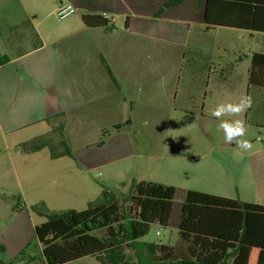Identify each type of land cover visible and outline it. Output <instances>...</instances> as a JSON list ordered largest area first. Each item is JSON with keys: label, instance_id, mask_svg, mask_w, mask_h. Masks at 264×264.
I'll return each mask as SVG.
<instances>
[{"label": "crops", "instance_id": "obj_1", "mask_svg": "<svg viewBox=\"0 0 264 264\" xmlns=\"http://www.w3.org/2000/svg\"><path fill=\"white\" fill-rule=\"evenodd\" d=\"M15 1L0 4L3 141L25 145L43 133L32 130L57 122L71 153L60 158H72L87 174L126 163L121 170L130 174L132 189L148 182L137 175L145 168L141 160L159 159L169 176L182 179L175 198L178 193L184 200L193 190L264 206V143L258 140L260 148L252 144V150L237 154L234 144L224 142L210 115L217 104L206 103L210 73L196 74L197 54L185 51L191 28L205 26V0H183L162 11L169 0H17L21 7ZM59 4L76 11L58 20ZM85 14H106L112 30L88 27ZM211 30L264 34L226 26ZM185 83L193 88L179 97ZM253 125L264 127V116ZM113 127L119 128L99 144L101 132ZM138 127H149L146 136L155 148L140 150ZM163 130L168 140L160 143ZM110 178L113 190L127 181ZM82 184L91 186L88 177Z\"/></svg>", "mask_w": 264, "mask_h": 264}, {"label": "trees", "instance_id": "obj_2", "mask_svg": "<svg viewBox=\"0 0 264 264\" xmlns=\"http://www.w3.org/2000/svg\"><path fill=\"white\" fill-rule=\"evenodd\" d=\"M182 1L169 0L161 11ZM82 21L88 27L112 30L97 14L82 15ZM203 21L204 32L216 26L264 32V0H205ZM247 83L264 88V53L251 54ZM118 128L104 129L99 144ZM62 129L63 124L58 128L62 153L55 152L52 138L30 151L47 147L52 159L71 157ZM176 190L142 182L123 204L105 200L82 211L51 216L34 227L41 264H68L84 257H94L99 264H225L229 259L230 264H264V206L193 190L185 193L182 202L179 241L174 245L142 242L152 224L169 225ZM105 194L103 190L101 196ZM32 211L41 214L36 207ZM101 230L103 234L97 235Z\"/></svg>", "mask_w": 264, "mask_h": 264}, {"label": "rangeland", "instance_id": "obj_3", "mask_svg": "<svg viewBox=\"0 0 264 264\" xmlns=\"http://www.w3.org/2000/svg\"><path fill=\"white\" fill-rule=\"evenodd\" d=\"M13 4L21 7L17 0ZM4 37L1 40L4 41ZM185 51L197 54L193 63L196 74L201 71L204 74L210 73L207 105L235 101L242 95L251 96L253 103L247 112L249 122L247 137L252 144L260 148L258 137H264V127L255 129L253 124L264 116V107L260 104L264 101V89L247 86V70L251 54L264 53V34L234 30H210L204 33L199 27L193 26L187 36ZM187 72L184 70L183 77ZM190 88L193 86L181 84L178 96L184 97ZM58 127L57 122L54 126L41 124L32 130L34 132L40 129L34 134L43 132L39 138L20 146L10 139L3 141L0 136V264H41V246L37 244L34 236L35 226L62 211H82L105 200H116L123 204L132 193L129 187L132 182L130 174L125 173L126 170H121L126 163L115 166L116 169L95 170L87 174L72 158L52 159L47 147H41L34 153L29 152L34 145L52 138L55 152L62 153L64 148L58 143L60 139ZM148 128L138 127L140 150L150 151L156 146L155 141L149 140L146 136ZM170 132L176 135L172 130ZM166 138L167 131L163 130L159 136L160 143L168 140ZM141 161L145 162L143 164L145 168L137 173L140 178L156 184H173L172 187L179 188L181 177L177 174L169 176L164 168V161L159 159ZM120 173L123 174L122 177H119ZM85 177L90 181L91 186L88 188L82 184ZM108 177H111L110 180L125 178L127 181L123 188L121 186L120 189L113 190L106 182ZM102 186H106L103 189L106 190L104 196H101ZM182 202V196L177 193L170 224L162 228L152 224L141 241L165 245H174L178 242L177 225ZM33 207L38 208L41 214L34 213ZM103 232L104 230L98 231L97 235L101 236ZM70 264L98 262L92 258H84ZM225 264H230V259Z\"/></svg>", "mask_w": 264, "mask_h": 264}, {"label": "clouds", "instance_id": "obj_4", "mask_svg": "<svg viewBox=\"0 0 264 264\" xmlns=\"http://www.w3.org/2000/svg\"><path fill=\"white\" fill-rule=\"evenodd\" d=\"M73 11L72 5H68L66 12ZM252 98L242 95L235 101L218 103L210 115L219 123L217 131L223 134L226 144L236 146L237 154L252 150L253 145L247 138L248 127L244 119L245 113L252 107Z\"/></svg>", "mask_w": 264, "mask_h": 264}, {"label": "built area", "instance_id": "obj_5", "mask_svg": "<svg viewBox=\"0 0 264 264\" xmlns=\"http://www.w3.org/2000/svg\"><path fill=\"white\" fill-rule=\"evenodd\" d=\"M68 5H71V4H59L58 5V7L55 11V16L58 20H63L65 18H67L68 16L75 13L76 9L73 5H72L73 11H71L70 13L66 12ZM102 18H104L107 22L109 20V17L106 14H102ZM258 140L261 143H264V137H258ZM156 234H158V232Z\"/></svg>", "mask_w": 264, "mask_h": 264}]
</instances>
